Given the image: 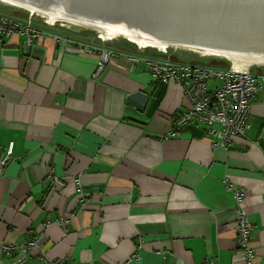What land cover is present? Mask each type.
<instances>
[{"label": "crops", "instance_id": "crops-1", "mask_svg": "<svg viewBox=\"0 0 264 264\" xmlns=\"http://www.w3.org/2000/svg\"><path fill=\"white\" fill-rule=\"evenodd\" d=\"M35 25L43 34L28 48L0 35V156L12 143L0 171V241L42 251L27 250L22 264H127L133 250L140 264H242L224 181L246 192L241 206L264 264V85L250 129L227 147L197 122L167 138L187 102L177 85L151 79L150 56L119 49L142 59L119 55L99 69L52 34L89 38ZM52 176L65 185L53 187ZM19 252L0 250V264Z\"/></svg>", "mask_w": 264, "mask_h": 264}, {"label": "water", "instance_id": "water-1", "mask_svg": "<svg viewBox=\"0 0 264 264\" xmlns=\"http://www.w3.org/2000/svg\"><path fill=\"white\" fill-rule=\"evenodd\" d=\"M0 11L134 54L264 75V0H0Z\"/></svg>", "mask_w": 264, "mask_h": 264}, {"label": "built area", "instance_id": "built-area-1", "mask_svg": "<svg viewBox=\"0 0 264 264\" xmlns=\"http://www.w3.org/2000/svg\"><path fill=\"white\" fill-rule=\"evenodd\" d=\"M44 23V22H43ZM45 25L53 26L47 23ZM43 34V31L35 25V19L25 20L14 19L0 15V35L3 38L23 37L25 47L32 45L34 38ZM53 40L65 48H72L78 54L89 55L95 58L97 68H103L104 64L111 58L124 55L128 61H139L142 59L137 55H130L108 45L94 42L92 40H79L70 36L52 34ZM150 69V76L153 81H161L165 84L177 85L187 102V107L181 113L173 117L170 122V130L167 138H176L179 128L185 124L197 122L205 126V131L216 137L214 144L227 147L238 137H244L250 129L248 116L255 92L264 85V75L229 71L215 67H203L194 64H183L171 62L155 57H145ZM214 81L209 86V82ZM218 125L219 128H216ZM12 155V143L0 156V171L6 165ZM78 178H73L74 184ZM53 187H63L65 180L51 177ZM224 189L232 192L237 206L234 207L230 217L236 232L235 242L242 250V264H257L255 249L251 245V238L254 228L250 223L247 212L241 206L246 195L243 187H235L232 183L224 181ZM18 249L22 253L16 258L14 264H22L26 257L27 250H37L42 253L38 245L31 241L20 245L0 241V250L9 255ZM141 254L136 250L126 257L127 264H140ZM45 264H66L63 258L44 259ZM200 264H217L213 259H206Z\"/></svg>", "mask_w": 264, "mask_h": 264}, {"label": "rangeland", "instance_id": "rangeland-1", "mask_svg": "<svg viewBox=\"0 0 264 264\" xmlns=\"http://www.w3.org/2000/svg\"><path fill=\"white\" fill-rule=\"evenodd\" d=\"M39 24L38 26H42V27H50V28H52V29H60V30H63L62 28H59V27H56V26H49V25H45L43 22H41V21H38V20H35V24ZM64 31V30H63ZM67 31V30H66ZM68 32H70V31H68ZM70 33H73V32H70ZM85 37V36H84ZM90 40H92V39H90ZM92 41H94V40H92ZM94 42H96V41H94ZM209 85H211V82H209Z\"/></svg>", "mask_w": 264, "mask_h": 264}]
</instances>
